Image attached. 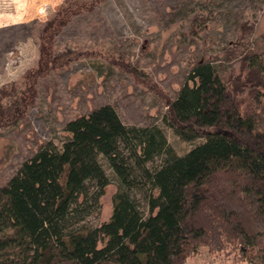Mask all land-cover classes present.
<instances>
[{
  "label": "trees",
  "instance_id": "16d2710c",
  "mask_svg": "<svg viewBox=\"0 0 264 264\" xmlns=\"http://www.w3.org/2000/svg\"><path fill=\"white\" fill-rule=\"evenodd\" d=\"M83 7L70 1L42 25L37 62L21 89H0V125L23 116L38 78L70 62L71 50L56 52L52 41ZM207 19L193 14L192 29L202 30ZM236 27L221 56L197 61L173 98L157 91L174 135L201 138L186 153L174 152L159 126L125 125L103 104L70 119L59 147L46 141L19 164L0 185V264H187L203 245L230 247L250 264H264V47L248 39L252 20ZM105 58L123 67L115 56ZM155 157L161 162L150 169ZM101 159L117 189L108 221L92 227L80 221L78 207L91 185L99 199L110 183ZM145 181L152 191L147 215L133 195Z\"/></svg>",
  "mask_w": 264,
  "mask_h": 264
},
{
  "label": "rangeland",
  "instance_id": "374dc122",
  "mask_svg": "<svg viewBox=\"0 0 264 264\" xmlns=\"http://www.w3.org/2000/svg\"><path fill=\"white\" fill-rule=\"evenodd\" d=\"M70 1L85 7L65 20L52 41L56 52L71 50L70 62L38 78L36 97L23 116L0 125V185L42 143L59 147L70 119L103 104L112 105L125 125L159 126L173 151L186 153L201 138L185 142L174 135L163 121L166 106L157 91L173 98L197 61L210 54L221 56L222 48L235 40L240 20L254 22L248 39L255 48L264 47V0H0V89H21L26 70L37 62L42 25ZM197 12L208 19L196 33L192 18ZM202 24L196 21L195 28ZM105 55L123 61V67ZM225 65L227 77L230 66ZM132 66L140 70L136 75ZM233 67L237 70L236 64ZM101 162L110 183L99 199L91 185L77 212L80 221L92 227L108 221L117 189L115 174L107 161ZM160 162L161 157H155L147 166ZM145 183L133 189V195L147 215L145 197L152 191ZM197 251L187 264H250L230 247L211 251L203 245Z\"/></svg>",
  "mask_w": 264,
  "mask_h": 264
}]
</instances>
